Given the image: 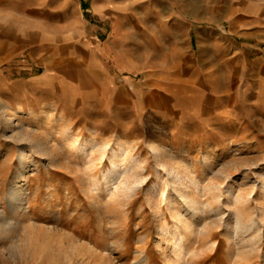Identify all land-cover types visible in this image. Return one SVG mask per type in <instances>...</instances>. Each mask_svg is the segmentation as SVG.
Segmentation results:
<instances>
[{
	"label": "rangeland",
	"instance_id": "1",
	"mask_svg": "<svg viewBox=\"0 0 264 264\" xmlns=\"http://www.w3.org/2000/svg\"><path fill=\"white\" fill-rule=\"evenodd\" d=\"M116 2L118 40L128 55L123 43L141 38L143 19L196 25L205 52L234 24L244 41L242 20L262 17L264 8V0ZM7 5L0 0V212L16 222L0 231V264H56L57 250L40 258L39 245L56 248L61 238L96 250L92 264H264V239L257 251L250 237L239 242L231 233L236 211L244 223L264 215V50L246 57L236 49L230 64L219 47L218 62L204 57L195 72L178 64L160 75L125 73L104 95L96 86L112 60L94 69L82 43H20L3 23ZM151 90L155 104L147 106ZM20 147L29 152L28 181L9 208ZM173 179L202 203L197 234L181 253L170 244L173 219L163 201Z\"/></svg>",
	"mask_w": 264,
	"mask_h": 264
},
{
	"label": "crops",
	"instance_id": "2",
	"mask_svg": "<svg viewBox=\"0 0 264 264\" xmlns=\"http://www.w3.org/2000/svg\"><path fill=\"white\" fill-rule=\"evenodd\" d=\"M249 11L251 15L255 9ZM259 12L262 16L260 18L242 20L243 28L249 31L248 35L245 32L247 36L243 37L244 41H240L242 37L234 32L237 29L241 33L240 27L234 24V31H228L226 40L211 39L210 51L205 52L201 31L196 25L178 20L167 26L160 23V20L151 21L148 18L146 21L143 19L146 23L142 25L145 30L141 38L137 33L136 41L132 39L130 43H123L125 46L129 44L131 48L130 55L124 54L121 50L122 42L118 40L115 17L119 13L116 0H8L3 23L20 34V43H82L90 67L94 69L98 68V64L112 60V68L109 71L103 70L96 86L100 94L106 95L111 88L116 87L117 82H123L120 76L125 73H150L154 70L160 75L177 69L178 64L191 65L195 72V69H201L197 65L202 64L203 58L209 56L208 62L214 64L218 62L216 49L219 47L223 48L221 57H225L226 63L230 64H234L238 52L246 57L254 53L259 55L264 50L261 37L264 33V8ZM134 28L133 25L132 30ZM236 49L239 51L235 52ZM121 59L129 60L125 62L128 64L122 65L119 62ZM162 64H168V67ZM129 65L132 66L130 72L127 69ZM124 78L125 83L131 80ZM164 87L171 89L175 86L164 84ZM147 93V106L154 105V99L151 98L155 92L151 90Z\"/></svg>",
	"mask_w": 264,
	"mask_h": 264
},
{
	"label": "bare ground",
	"instance_id": "3",
	"mask_svg": "<svg viewBox=\"0 0 264 264\" xmlns=\"http://www.w3.org/2000/svg\"><path fill=\"white\" fill-rule=\"evenodd\" d=\"M1 109H2V107H1ZM22 133L18 134V138H22L24 136ZM30 145L31 146L33 145L36 148V149H34L35 151L41 149L35 143L30 144ZM79 146H84V143H79L78 147ZM20 148L21 149H20V152L18 155V157H20V160H19L20 169L19 170L17 169L18 170V177H17L16 183L10 186V188H9L10 190L6 195V198H7L6 201H7L9 208H11L16 202L20 201V199L22 198V194L26 190L25 185L28 181L27 172H26V168H25V160H26L29 152L27 153L25 151V149H22V147H20ZM112 149L114 151L116 150L114 147ZM152 149L155 150V146H153ZM32 154H36V153H32ZM117 167H119V160H116V158H114L112 161V169H116ZM187 180L189 181V183L191 185H193L195 188H197L198 184L194 181V179L188 178ZM170 181H171L170 182L171 185L169 183L168 184L171 187L168 186L169 187L168 189L171 190V194L168 193L169 195L164 196V199H163L165 204L167 203V205H168L167 207H169V212H171L172 219H173V225L170 226V227H172V230L169 231L170 233L168 234V237L170 239V244L172 245L173 248L176 249L175 251L180 252V251H185L189 247L190 243L192 242V238L194 237L195 234H197V229L199 227L197 220H198L200 213H201L200 208L202 207V203L197 198H195L193 194H189L186 192V185L184 183V180L177 179V181H175L173 179ZM127 187H128V185H127ZM216 202L218 204L217 210L220 211V209H221L220 199ZM210 207H211V205H207V208H210ZM211 210L213 211L214 209H210V213H211ZM243 213H244V211H243ZM233 215H234V224H235V226H234V228H232V232H231L233 239L237 240V241H239V240L242 241L244 238L250 237V242L252 243V247H255V249H257V251L260 250L262 248L261 247L262 240L264 239V215L261 214L260 218H258V219L253 217V219H250L246 223H244L245 220L241 221L239 219V216L241 217V215H239V213L237 211ZM220 216H221V214H220ZM246 219H248V218H246ZM13 222H16L15 219L8 218L5 216V214L3 212H0V225H1L0 231L1 232L7 231L10 227H12V229H14L13 228V225H14ZM230 226H231V224H230ZM17 227H15V228H17ZM225 233H229V230L227 229L225 231ZM29 234L27 235V237L29 239V243L33 244V237L30 236ZM58 238L56 240L60 239V238L59 239ZM46 240L49 241L48 239H46ZM43 242H44V240H43ZM48 243L49 242H47V244L46 243L44 244L42 242L40 243V245H39L40 248L44 249V250H41L40 258L45 257V255L46 256L49 255V253H52V255H54L55 254L54 252H56V250H57V255L54 256V257L57 256L56 257V264H71L73 262L74 258H78V257L79 258L81 257V259H80L81 264H92V263H94V259L97 256L96 250H88L87 246H84V245L80 246L81 243L79 244L77 239L75 240L72 238L68 241H65L61 238L59 241L56 242V246H55L56 248H54V246H52V245L48 246ZM248 243H249V241H248ZM87 253H88V255H87L88 257L84 258V256ZM101 256H102V254H101ZM103 257H105V256L103 255ZM99 259H100V257H99ZM103 260H105V259H103Z\"/></svg>",
	"mask_w": 264,
	"mask_h": 264
}]
</instances>
